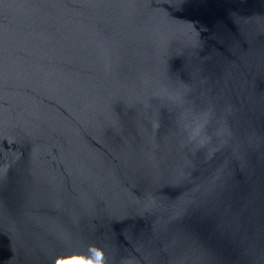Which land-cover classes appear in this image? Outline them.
Returning <instances> with one entry per match:
<instances>
[{
    "label": "water",
    "instance_id": "95a60500",
    "mask_svg": "<svg viewBox=\"0 0 264 264\" xmlns=\"http://www.w3.org/2000/svg\"><path fill=\"white\" fill-rule=\"evenodd\" d=\"M75 261L264 264V0H0V264Z\"/></svg>",
    "mask_w": 264,
    "mask_h": 264
},
{
    "label": "snow or ice",
    "instance_id": "6c2138e0",
    "mask_svg": "<svg viewBox=\"0 0 264 264\" xmlns=\"http://www.w3.org/2000/svg\"><path fill=\"white\" fill-rule=\"evenodd\" d=\"M99 258V254H97V259ZM73 264H81V262L80 261H75V262H73Z\"/></svg>",
    "mask_w": 264,
    "mask_h": 264
}]
</instances>
